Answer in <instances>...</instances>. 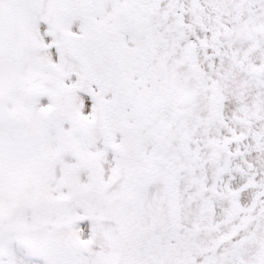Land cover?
Masks as SVG:
<instances>
[{
  "label": "snow or ice",
  "instance_id": "6c2138e0",
  "mask_svg": "<svg viewBox=\"0 0 264 264\" xmlns=\"http://www.w3.org/2000/svg\"><path fill=\"white\" fill-rule=\"evenodd\" d=\"M0 264H264V0H0Z\"/></svg>",
  "mask_w": 264,
  "mask_h": 264
}]
</instances>
